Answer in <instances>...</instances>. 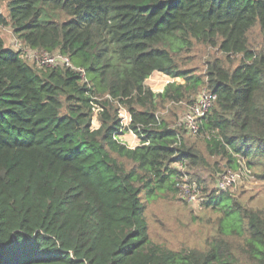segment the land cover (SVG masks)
I'll return each instance as SVG.
<instances>
[{
	"label": "trees",
	"instance_id": "1",
	"mask_svg": "<svg viewBox=\"0 0 264 264\" xmlns=\"http://www.w3.org/2000/svg\"><path fill=\"white\" fill-rule=\"evenodd\" d=\"M5 1L0 25L21 46L0 36V264H264V208L213 187L240 157L264 181V0ZM193 40L220 54L202 73L172 56ZM25 48L83 72L40 66ZM153 71L184 82L156 93ZM199 88L216 98L197 133L157 114ZM129 131L134 147L120 139ZM177 162L198 184L210 166L201 206L218 214L214 234L183 251L154 242L145 217L177 194Z\"/></svg>",
	"mask_w": 264,
	"mask_h": 264
},
{
	"label": "rangeland",
	"instance_id": "2",
	"mask_svg": "<svg viewBox=\"0 0 264 264\" xmlns=\"http://www.w3.org/2000/svg\"><path fill=\"white\" fill-rule=\"evenodd\" d=\"M0 14L7 19L5 0H0ZM0 36L3 38L6 46L15 50L20 48L21 45H19L9 24L0 25ZM217 54L220 55L216 48L194 42L193 40L192 48L184 47L178 54L172 53V56L175 64L177 65L178 63L182 69L195 70L197 73H202L205 70L206 61ZM172 81L183 83L184 79L180 77L163 76L162 73L153 71L145 79L144 84L157 93L161 92L164 86ZM199 91H201L200 88ZM185 104L184 102L167 103L162 106L163 108L157 111V114L164 117L168 121L169 126H173L177 123L178 117L186 109ZM120 116L122 120L130 123L131 118L127 110L121 108ZM97 121L96 114H94L91 121V126L93 128L98 126L99 122L97 123ZM134 136L136 137V135L129 131L121 135L120 139L128 146L134 147L139 144V139L137 137L136 142L134 141V143H132V138ZM210 157L212 156H209L207 159L212 162L213 158ZM214 162L220 163L218 160ZM239 162L244 166V168H241L239 171L242 173L239 182L237 184L230 183V187L227 191L230 190L231 196L237 199L241 204L249 207L264 208V181L254 175L244 159L240 157ZM175 166L178 167L183 174L177 185H175L177 194L176 192L171 193L165 191L157 200L147 203L145 217L148 222L150 236L154 242L175 251H183L188 248L202 246L205 238L214 234L216 225H213L214 222L208 223L207 221L214 220L218 214L211 212L209 209L205 210L201 206L202 195L204 193L203 184L210 183L211 177L213 179L214 176L210 166H200L198 169L200 178H204L203 184L195 183V179L192 177L193 175L191 173L192 171L197 172L196 170H190L188 174L187 171L189 168H186L182 163L177 162ZM227 170L229 169H226V171ZM249 170L251 174L248 173ZM190 182L193 186L191 189H189L187 185L188 183L190 186ZM213 183L211 182L208 185L211 186ZM194 184L197 185V187ZM180 187L189 189L184 195L185 199L182 196ZM190 195H193V201L190 200Z\"/></svg>",
	"mask_w": 264,
	"mask_h": 264
},
{
	"label": "built area",
	"instance_id": "3",
	"mask_svg": "<svg viewBox=\"0 0 264 264\" xmlns=\"http://www.w3.org/2000/svg\"><path fill=\"white\" fill-rule=\"evenodd\" d=\"M23 54L29 61L35 62L40 66L56 67L58 65H63L69 66L70 68L75 69L79 72H83L81 68L73 66L69 62V59L65 55L60 54L59 52L49 53L46 51H38L30 48H25ZM215 98V93H212L211 91L206 89H202L199 94L195 96L189 104H187L186 109L178 117L175 126H184L189 131L197 133L199 130L200 121H202V118H204L209 112L211 106L215 101ZM98 109L99 107L94 108L95 112ZM122 123L123 125L128 124L124 120H122ZM241 168H244V166H242L240 162H238V166L236 169H229L227 171H224L221 174V177L219 176L216 181V190L227 191L230 187V183L237 184L242 174L241 172H239ZM248 173L251 174V171L249 170ZM187 185L189 189L193 187L191 182L190 186L188 183ZM195 186L197 187V185ZM189 189L180 187V191H182V196L184 199V195ZM189 197L190 200L193 201V195H190Z\"/></svg>",
	"mask_w": 264,
	"mask_h": 264
},
{
	"label": "crops",
	"instance_id": "4",
	"mask_svg": "<svg viewBox=\"0 0 264 264\" xmlns=\"http://www.w3.org/2000/svg\"><path fill=\"white\" fill-rule=\"evenodd\" d=\"M157 78V77H156ZM97 123H98V121H97ZM98 125H99V123H98ZM98 127V126H97ZM134 141L136 142V137L134 136L133 138H132V143H134ZM129 147H131V146H129Z\"/></svg>",
	"mask_w": 264,
	"mask_h": 264
}]
</instances>
